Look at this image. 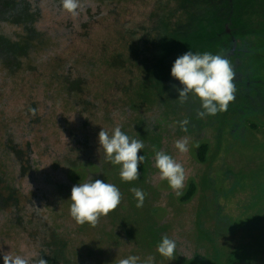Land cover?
<instances>
[{
    "label": "rangeland",
    "instance_id": "obj_1",
    "mask_svg": "<svg viewBox=\"0 0 264 264\" xmlns=\"http://www.w3.org/2000/svg\"><path fill=\"white\" fill-rule=\"evenodd\" d=\"M79 4L73 15L63 9L61 0H0V57L18 70H42L55 83L67 85L76 93L71 95H78L75 102L83 111L94 104L92 65L84 62L101 54L114 66L107 72L113 76L110 101L121 106L135 86L143 84L154 99L143 116L151 137L147 147L180 162L187 179L177 196L156 168L150 175L148 201L144 200L145 216L124 218L130 229L136 235L163 237L170 232L172 217L191 207L184 215L187 225L195 228L191 237L180 229L171 233L177 263L264 264V0H79ZM189 50L221 54L231 61L236 92L226 111L201 119L197 97L189 94L186 103L179 102L173 85L183 86L171 76V68ZM185 119L189 124L182 131L179 122ZM184 137L189 151L182 154L174 145ZM78 145L72 143L77 150ZM203 145L206 152L200 162ZM20 156L23 162V148ZM67 156L70 178L80 182L86 172L81 152L72 150ZM142 175L148 177L146 168ZM191 184L195 192L187 208L180 202ZM22 204L0 183L1 208L15 218ZM46 248L42 258L47 264L64 260L53 242ZM109 258L105 253L103 261Z\"/></svg>",
    "mask_w": 264,
    "mask_h": 264
},
{
    "label": "trees",
    "instance_id": "obj_2",
    "mask_svg": "<svg viewBox=\"0 0 264 264\" xmlns=\"http://www.w3.org/2000/svg\"><path fill=\"white\" fill-rule=\"evenodd\" d=\"M104 56L84 62L92 65L89 77L94 97V104L87 111L75 102L78 95L69 92L67 85L55 83L42 70L27 67L18 70L13 62L0 57V183L3 189L16 193L23 203L15 218L0 207V264H4L5 253L29 255L36 264L38 258L48 253L46 245L52 242L63 252L64 262L60 264H119L120 259L129 255L139 256L141 262L154 256V264H189L159 255L157 246L162 237L136 235L124 220L125 217L140 219L146 214L144 206L136 211L138 201L131 189L143 190L147 198L150 175L156 169L155 151L147 147L151 137L143 120L154 99L139 84L121 106L112 98L110 101L108 92L113 87V76L107 72L114 66ZM116 126L145 144L138 153L145 158L139 165L138 180L122 181L120 166L113 165L100 149L99 132L104 129L111 134ZM72 143L79 144L78 150ZM72 150L81 152V164L86 168L81 183L99 179L116 185L122 195L120 205L102 216L95 227L78 224L70 215L71 190L80 183L70 178L67 155ZM205 152L203 145L198 153L200 162L204 161ZM93 167L96 171L89 172ZM145 168L148 177L140 176ZM199 188L202 194V183ZM194 192L191 184L180 204L190 207ZM198 203L197 207L202 204L200 200ZM190 210L191 207H185L177 212V217H172L169 238L173 239L171 233L178 229L185 236L193 232L194 226H188L184 216ZM194 213H199L198 208ZM105 253L111 258L103 261Z\"/></svg>",
    "mask_w": 264,
    "mask_h": 264
},
{
    "label": "clouds",
    "instance_id": "obj_3",
    "mask_svg": "<svg viewBox=\"0 0 264 264\" xmlns=\"http://www.w3.org/2000/svg\"><path fill=\"white\" fill-rule=\"evenodd\" d=\"M63 9L70 14H77L80 7L79 0H61ZM171 76L178 80L182 88L173 89L178 92L181 104L188 101L189 94L197 97L201 102L202 110L197 112L198 118L215 116L218 112L226 111L230 102L235 99L236 86L234 79L236 73L231 61L224 55L205 52L203 54L187 51L177 57L172 68ZM181 130L187 131L189 120L179 122ZM100 149H103L106 158L113 164L120 166V178L124 182L139 179V165L144 157L138 155L145 147L140 139L129 137L120 126H116L111 134L102 129L98 134ZM187 137L175 142V148L184 154L189 151ZM155 167L160 178L167 180L169 186L177 196L182 194L187 179L183 165L164 151H156L154 156ZM131 192L137 199V207H142L146 194L139 188H132ZM72 201L70 215L78 224L88 223L95 227L102 216H107L121 203L122 195L116 185L105 183L102 180L89 179L87 182L73 186L71 190ZM39 209V208H38ZM177 249L174 239L163 236L157 246V252L164 258L171 260ZM4 264H33L29 255L3 254ZM155 257L148 256L143 262L136 255H129L119 260V264H154ZM36 264H47L42 257Z\"/></svg>",
    "mask_w": 264,
    "mask_h": 264
}]
</instances>
